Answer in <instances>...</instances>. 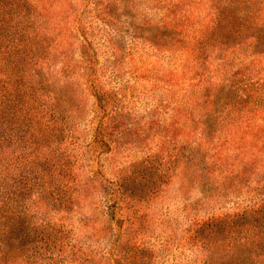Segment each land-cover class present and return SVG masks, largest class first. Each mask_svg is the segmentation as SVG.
Segmentation results:
<instances>
[{
	"label": "trees",
	"instance_id": "16d2710c",
	"mask_svg": "<svg viewBox=\"0 0 264 264\" xmlns=\"http://www.w3.org/2000/svg\"><path fill=\"white\" fill-rule=\"evenodd\" d=\"M152 1L159 14L138 16L141 38L160 51L182 54V65L167 71L189 84L187 104L172 121L184 132L186 170L201 193L189 205L192 218L196 204L203 211L191 219L193 232L201 234L208 257L264 264V193L243 183L264 171V0ZM62 2L73 5L0 0V264H11L12 242L24 239L31 205L56 197L52 178L59 176H44L52 188L39 186L29 198L23 172L66 168L91 172L79 176L75 187L99 176L107 183L100 164L111 144L110 122L123 110V88L113 81L115 72L104 82L98 55L86 49L77 24L68 26ZM107 37L109 58L126 60L118 35ZM80 92L94 114L85 138L79 135L84 118L69 104ZM181 157L174 161L178 167ZM14 171L21 174L16 183ZM109 184L115 217L123 211L125 179ZM240 185L243 199L235 196Z\"/></svg>",
	"mask_w": 264,
	"mask_h": 264
},
{
	"label": "rangeland",
	"instance_id": "374dc122",
	"mask_svg": "<svg viewBox=\"0 0 264 264\" xmlns=\"http://www.w3.org/2000/svg\"><path fill=\"white\" fill-rule=\"evenodd\" d=\"M71 1L72 6L61 4L69 10H62L68 26L77 24L80 35L88 40L86 49L98 55L104 82L115 72L113 81L123 88V110L110 122L111 144L100 164L103 168L99 173L107 183L99 176V181L75 187L79 176L91 172H69L66 168L51 174L23 172L29 177L22 180L29 198L39 186L52 188V183L56 197L48 196L47 202L31 205L24 239L12 242L11 264H233L231 257H208L202 249L201 234L193 232L191 219H198L203 211L196 204L193 208L197 215L192 218L189 205L196 203L201 193L198 186L192 187L191 172L186 170L184 132L172 121L177 110L187 104L189 84L186 77L167 71L182 65V54L160 51L141 38L138 16L156 17L159 13L154 1ZM107 32L118 35L119 46L127 51L126 60L109 58L112 50L109 47L106 53ZM77 47L75 52L80 54ZM69 104L71 112L78 109L84 118L79 135L85 138L87 121L94 115L89 113L91 100L80 92ZM74 154L69 156L73 161ZM178 155L183 156L179 167L174 164ZM20 175L13 172L15 183ZM44 176L59 177H53L48 185L46 179L42 180ZM122 177L126 198L122 200L123 211L113 217L114 203L108 199V187ZM243 180L264 193V171ZM242 187L235 190V196L241 199L245 193ZM230 202L226 205L232 206L235 201Z\"/></svg>",
	"mask_w": 264,
	"mask_h": 264
}]
</instances>
